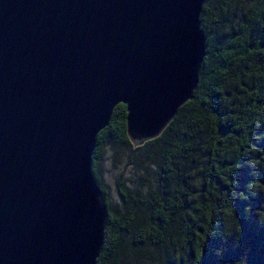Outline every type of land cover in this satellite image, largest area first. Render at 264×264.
Instances as JSON below:
<instances>
[{"label":"water","instance_id":"1","mask_svg":"<svg viewBox=\"0 0 264 264\" xmlns=\"http://www.w3.org/2000/svg\"><path fill=\"white\" fill-rule=\"evenodd\" d=\"M202 2L0 0V264H96V134L122 103L134 146L191 97Z\"/></svg>","mask_w":264,"mask_h":264},{"label":"trees","instance_id":"2","mask_svg":"<svg viewBox=\"0 0 264 264\" xmlns=\"http://www.w3.org/2000/svg\"><path fill=\"white\" fill-rule=\"evenodd\" d=\"M237 3L203 0L196 85L156 136L133 146L122 103L96 134L90 170L106 208L96 264H117L125 244L165 247L174 264H264V0L229 23ZM107 143L139 152L154 177L143 192L117 183L119 206L98 174Z\"/></svg>","mask_w":264,"mask_h":264},{"label":"rangeland","instance_id":"3","mask_svg":"<svg viewBox=\"0 0 264 264\" xmlns=\"http://www.w3.org/2000/svg\"><path fill=\"white\" fill-rule=\"evenodd\" d=\"M245 2L246 0H238L235 10L228 17L229 23L235 22L239 10L244 9ZM98 174L111 206L120 204L117 183L133 191L143 192L154 179L151 166L139 152L113 143H107L103 147L98 163ZM165 241L169 242L171 248L172 242L168 239ZM117 264H174V259L162 246L136 248L125 244L120 251Z\"/></svg>","mask_w":264,"mask_h":264}]
</instances>
